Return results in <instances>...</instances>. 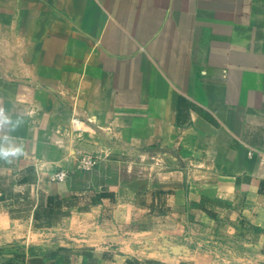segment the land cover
<instances>
[{"label": "crops", "instance_id": "obj_1", "mask_svg": "<svg viewBox=\"0 0 264 264\" xmlns=\"http://www.w3.org/2000/svg\"><path fill=\"white\" fill-rule=\"evenodd\" d=\"M0 110V264H264V0H0Z\"/></svg>", "mask_w": 264, "mask_h": 264}, {"label": "clouds", "instance_id": "obj_2", "mask_svg": "<svg viewBox=\"0 0 264 264\" xmlns=\"http://www.w3.org/2000/svg\"><path fill=\"white\" fill-rule=\"evenodd\" d=\"M22 123V117L13 119L6 111L0 110V128L7 129V134L0 137V160L10 161L23 154V146L16 143L17 138L11 135Z\"/></svg>", "mask_w": 264, "mask_h": 264}, {"label": "built area", "instance_id": "obj_3", "mask_svg": "<svg viewBox=\"0 0 264 264\" xmlns=\"http://www.w3.org/2000/svg\"><path fill=\"white\" fill-rule=\"evenodd\" d=\"M73 125L76 128H81L79 119H74L73 120ZM255 152H258V151H252V153H250V155L253 156V154ZM260 161L264 165V152L261 153ZM96 166H97L96 159L94 157H92V156H86L81 161V164H80V167H79V171H91ZM71 176H72L71 172L66 171V170H60V171H57V172L53 173V175L51 177V180L54 181V182H63V181H66V180L70 179ZM212 243H213L212 244L213 246H216V245L219 244V240H217V241L214 240V241H212Z\"/></svg>", "mask_w": 264, "mask_h": 264}, {"label": "rangeland", "instance_id": "obj_4", "mask_svg": "<svg viewBox=\"0 0 264 264\" xmlns=\"http://www.w3.org/2000/svg\"><path fill=\"white\" fill-rule=\"evenodd\" d=\"M148 152L151 154V152H153V151L150 150ZM125 161L131 162V158L129 156H125ZM113 171H114L113 175H115L116 172H115V170H113ZM152 171H154V170H152ZM88 172H90V171H78L77 173H75L76 177H78L77 182L79 184V187H80L79 190L80 191H82L83 189H86L85 187L88 186V182L90 181V178L88 176ZM113 177H115V176H113ZM128 181L132 183V178H129ZM129 186H130V188L127 189V193L129 196H133L134 195V189L131 187V184ZM109 187H111V186L109 185ZM142 199H143V197H142ZM139 201H141V197L138 198V202Z\"/></svg>", "mask_w": 264, "mask_h": 264}]
</instances>
